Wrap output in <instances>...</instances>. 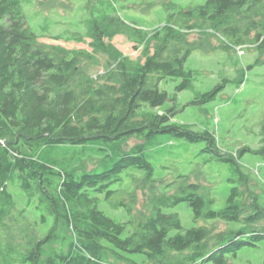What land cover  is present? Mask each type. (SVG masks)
<instances>
[{
	"label": "trees",
	"instance_id": "trees-1",
	"mask_svg": "<svg viewBox=\"0 0 264 264\" xmlns=\"http://www.w3.org/2000/svg\"><path fill=\"white\" fill-rule=\"evenodd\" d=\"M23 6L0 0V264H235L243 249L264 248L258 185L219 152L213 133L174 120L178 93L193 79L186 64L198 45L189 33L205 27L224 49L256 42L260 50L264 0L167 6L154 48L136 60L107 42L143 33L108 0L90 10V50L40 43ZM99 55L102 74L94 69ZM177 81L174 92L163 88ZM227 81L189 104L213 100ZM201 143L230 172L218 209L217 194L194 180L192 158L181 159L180 149L189 154ZM87 159L97 161L89 171ZM9 182L39 218L17 207ZM181 205L190 211L185 224Z\"/></svg>",
	"mask_w": 264,
	"mask_h": 264
},
{
	"label": "rangeland",
	"instance_id": "rangeland-1",
	"mask_svg": "<svg viewBox=\"0 0 264 264\" xmlns=\"http://www.w3.org/2000/svg\"><path fill=\"white\" fill-rule=\"evenodd\" d=\"M97 1L99 0H22L24 14L40 43L87 50H90L88 44L91 41L89 27L94 21L90 10L97 8ZM108 1L122 20L139 28L143 33L134 38L131 36L130 39L125 34H116L107 42L122 56L136 60L143 49L154 48L152 35L166 24L167 6L177 12L201 5L206 0ZM37 12L39 14L36 16ZM102 16L103 14L97 18ZM200 30L189 33V39L198 45L186 64L192 71L193 79L188 90L178 93L175 105L178 113L174 120L192 125L195 131L207 129L213 133L219 152L231 153L240 168L258 185L259 189L254 194L260 196L259 200L264 206V48L257 49L258 44L254 42L224 49L218 35L212 34L205 27ZM103 63L105 58L99 55L94 67L98 74L104 71ZM249 65L251 70H247ZM223 78L229 82L227 81L213 100L193 106L189 104L200 94L222 85ZM178 83L179 81L171 82L163 88L172 93ZM172 106L174 104L168 101L164 108ZM135 143L133 139L122 147L129 150ZM204 144L191 146L189 154L180 149L181 159L192 158L189 160L193 161L194 180L204 188L207 195L217 194L216 204L212 207L218 209L223 206L219 196L227 192L230 172L227 165L219 161L216 152L201 151ZM240 149L245 151L240 153ZM96 164V160L87 159L83 163L84 170H92ZM8 191L14 196L18 208L28 210L30 220L39 218V211L33 205H27L26 196L16 182H9ZM179 207L177 212L185 224L190 211L182 205ZM110 214L112 212H108ZM242 256V262L235 264H261L264 248H245Z\"/></svg>",
	"mask_w": 264,
	"mask_h": 264
},
{
	"label": "bare ground",
	"instance_id": "bare-ground-1",
	"mask_svg": "<svg viewBox=\"0 0 264 264\" xmlns=\"http://www.w3.org/2000/svg\"><path fill=\"white\" fill-rule=\"evenodd\" d=\"M48 2V1H47Z\"/></svg>",
	"mask_w": 264,
	"mask_h": 264
}]
</instances>
